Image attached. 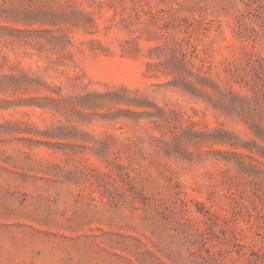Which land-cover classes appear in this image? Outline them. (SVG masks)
<instances>
[{"label": "rangeland", "instance_id": "obj_1", "mask_svg": "<svg viewBox=\"0 0 264 264\" xmlns=\"http://www.w3.org/2000/svg\"><path fill=\"white\" fill-rule=\"evenodd\" d=\"M0 264H264V0H0Z\"/></svg>", "mask_w": 264, "mask_h": 264}]
</instances>
